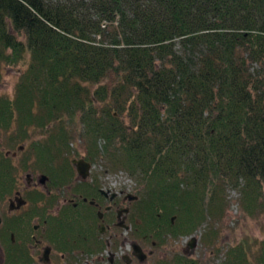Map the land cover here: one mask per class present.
<instances>
[{"label": "trees", "instance_id": "1", "mask_svg": "<svg viewBox=\"0 0 264 264\" xmlns=\"http://www.w3.org/2000/svg\"><path fill=\"white\" fill-rule=\"evenodd\" d=\"M26 55L0 121L46 134L31 169L50 188L75 175L76 134L77 156L141 184L131 237L154 249L220 216L229 187L244 219L264 212V0H0V62ZM217 233L201 241L220 251ZM223 254L264 264V236L254 261L245 240ZM155 264L203 263L174 252Z\"/></svg>", "mask_w": 264, "mask_h": 264}, {"label": "flooded vegetation", "instance_id": "2", "mask_svg": "<svg viewBox=\"0 0 264 264\" xmlns=\"http://www.w3.org/2000/svg\"><path fill=\"white\" fill-rule=\"evenodd\" d=\"M31 151V130L20 136L15 121L7 127L0 121V264L156 263L158 249L131 239L132 194H108L88 161L83 178L73 162L83 157L71 159L77 177L72 180L81 187L90 183L94 195L74 193L70 182L54 187L59 195L51 193L49 176L31 169ZM65 184L70 193H64ZM192 252L187 243L181 251Z\"/></svg>", "mask_w": 264, "mask_h": 264}, {"label": "rangeland", "instance_id": "3", "mask_svg": "<svg viewBox=\"0 0 264 264\" xmlns=\"http://www.w3.org/2000/svg\"><path fill=\"white\" fill-rule=\"evenodd\" d=\"M28 55L16 65H7L3 62H0V98L8 97L13 98L15 95V88L19 81L21 73L26 69L28 62ZM28 130H31V126ZM46 134H43L38 129L31 130V142L33 139H45ZM75 134V140L71 143L72 155L71 158H77L76 152L82 153L83 148V138L77 137ZM44 137V138H42ZM23 141V139L21 140ZM33 157L36 159L35 154ZM35 161V160H34ZM33 161V163H34ZM92 175L93 178L97 179L100 187L108 192H118L120 189H124L125 192L137 195L138 190L141 188V184L137 179L131 176L126 170L120 168L110 169L105 159H98L97 162L93 163ZM38 173H42L38 171ZM74 178V177H73ZM75 178L76 174H75ZM78 180L70 181V186H73V183ZM68 184V183H67ZM65 184L64 193H70V188ZM76 184V183H75ZM115 185V186H114ZM69 190V191H68ZM51 193L59 195L61 191L56 193L55 188H51ZM240 195L239 192L229 187L225 192V202L220 216H212L202 224L199 229H197L193 235L197 237V243L193 250V255L198 258L203 264H219L221 259L224 257L225 249L235 244L239 241L245 240L248 244V256L251 261H254V251L259 246L260 240L264 236V212L257 214L256 216L244 219L240 211ZM217 229V238L215 240L216 246L222 248L220 251H217L215 245L207 246L201 241V236L205 229L207 228ZM122 234V238L124 237ZM190 235H181L168 244L161 246L156 251L157 254L165 255L172 254L174 252H181L184 246L186 247V242L189 240ZM121 238V235H119ZM131 239H133L131 237ZM138 242L137 240H133ZM149 249L150 246H147ZM216 250V251H215ZM153 259V258H152ZM151 262V259H150Z\"/></svg>", "mask_w": 264, "mask_h": 264}, {"label": "water", "instance_id": "4", "mask_svg": "<svg viewBox=\"0 0 264 264\" xmlns=\"http://www.w3.org/2000/svg\"><path fill=\"white\" fill-rule=\"evenodd\" d=\"M73 162L76 164V167H77V171L78 173L83 177V178H86L89 174V167H90V164L85 161L84 159L80 158V159H73ZM46 178L44 175L42 176V180ZM138 197L137 195H131V200H136ZM101 215V213H100ZM173 219V218H172ZM197 243V237L196 236H191L189 242H188V246L190 248H194L195 245ZM136 249H138V246L135 245L134 246Z\"/></svg>", "mask_w": 264, "mask_h": 264}]
</instances>
